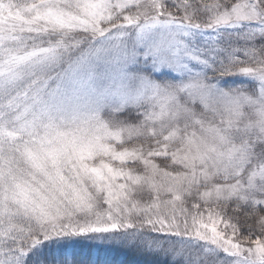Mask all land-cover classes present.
<instances>
[{"label":"snow or ice","instance_id":"snow-or-ice-1","mask_svg":"<svg viewBox=\"0 0 264 264\" xmlns=\"http://www.w3.org/2000/svg\"><path fill=\"white\" fill-rule=\"evenodd\" d=\"M0 264H264V0H0Z\"/></svg>","mask_w":264,"mask_h":264},{"label":"trees","instance_id":"trees-1","mask_svg":"<svg viewBox=\"0 0 264 264\" xmlns=\"http://www.w3.org/2000/svg\"><path fill=\"white\" fill-rule=\"evenodd\" d=\"M113 259L120 261V260H125L127 259L126 257L120 256V255H113L112 257Z\"/></svg>","mask_w":264,"mask_h":264}]
</instances>
